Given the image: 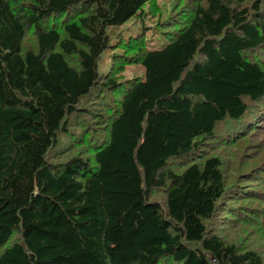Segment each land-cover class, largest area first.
<instances>
[{"label":"trees","instance_id":"1","mask_svg":"<svg viewBox=\"0 0 264 264\" xmlns=\"http://www.w3.org/2000/svg\"><path fill=\"white\" fill-rule=\"evenodd\" d=\"M161 13L0 0V264H264V0Z\"/></svg>","mask_w":264,"mask_h":264},{"label":"rangeland","instance_id":"2","mask_svg":"<svg viewBox=\"0 0 264 264\" xmlns=\"http://www.w3.org/2000/svg\"><path fill=\"white\" fill-rule=\"evenodd\" d=\"M172 0H156V3L161 7L162 13L161 16L165 17L167 14L168 8L171 4ZM145 10V7H144ZM156 18L149 17L148 15L142 16L141 18H136V20L126 21L120 25L112 26L114 30L118 31L122 30L123 38L127 37L129 34L137 33L141 30L143 26L148 27L144 32V39L146 43V47L148 49H158L164 43H166L167 39L165 35L161 34L156 28L153 27ZM133 21V22H132ZM111 29V28H110ZM137 31V32H136ZM116 37L111 35L109 44L112 45L115 41ZM119 49L116 47H107L105 48L99 58L97 59L96 68L98 72L105 71L110 62V55L112 53H118ZM143 69L140 64H131L125 66L122 74L121 80H126L132 77H142Z\"/></svg>","mask_w":264,"mask_h":264}]
</instances>
